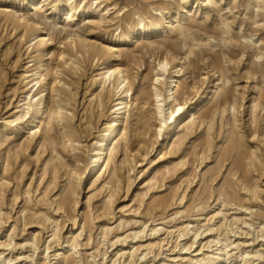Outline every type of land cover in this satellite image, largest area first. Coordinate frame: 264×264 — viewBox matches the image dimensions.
Masks as SVG:
<instances>
[{"label": "rangeland", "instance_id": "obj_1", "mask_svg": "<svg viewBox=\"0 0 264 264\" xmlns=\"http://www.w3.org/2000/svg\"><path fill=\"white\" fill-rule=\"evenodd\" d=\"M0 264H264V0H0Z\"/></svg>", "mask_w": 264, "mask_h": 264}, {"label": "bare ground", "instance_id": "obj_2", "mask_svg": "<svg viewBox=\"0 0 264 264\" xmlns=\"http://www.w3.org/2000/svg\"><path fill=\"white\" fill-rule=\"evenodd\" d=\"M168 66H169V62L166 59L160 63V70L163 73H167ZM179 73L180 71H178L176 75H173L170 77L169 83L168 85H166L164 94H162L158 90L154 94L155 102H156V110H157L158 116L161 119L159 134H161L163 130L168 126H172V128L174 129L176 127V124L181 120L182 114L185 111V106L181 105L180 103H177V98H176V89L178 88L179 82H180ZM39 74L40 72L32 74L31 76L33 77ZM114 76H117L116 86H115L116 87V90H115L116 97L114 101H115V106L117 110L121 111L124 109L125 99L128 98L129 95L131 94V88H130L129 81L125 77L123 70H121L120 68H108L103 73V79L105 80V83L111 82ZM156 81L158 82L160 80L156 79ZM32 82H34L31 86L32 91L38 92L39 88L37 87H38V84L41 82V80L33 79ZM38 94L39 93L34 94L32 98L31 96H28L26 98L34 100L39 96ZM44 109L45 107H43L42 105L38 107L37 110H41L39 115L45 112V111L43 112ZM117 114H120V113H117ZM116 130L117 128L115 127L108 132L107 140L103 142V144L105 143L103 145L104 149H102L101 152L99 153V157H98V160L96 161V165H94L93 169L95 171L98 170V168L102 165V163L104 165L105 163L104 161H106L108 156L111 154L112 141L110 142V139L114 135ZM168 134L169 133H167L166 135ZM170 135L168 136L167 139H165L166 141L170 140L171 138ZM172 138H174V135ZM106 141L108 142L106 143Z\"/></svg>", "mask_w": 264, "mask_h": 264}]
</instances>
